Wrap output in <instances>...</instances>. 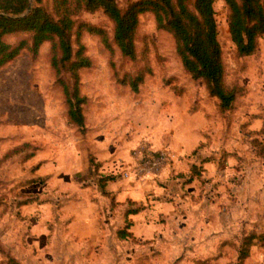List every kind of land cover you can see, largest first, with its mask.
Masks as SVG:
<instances>
[{
  "label": "rangeland",
  "instance_id": "374dc122",
  "mask_svg": "<svg viewBox=\"0 0 264 264\" xmlns=\"http://www.w3.org/2000/svg\"><path fill=\"white\" fill-rule=\"evenodd\" d=\"M41 3L56 16L53 0ZM214 10L224 82L238 90L226 112L184 71L150 12L139 16L134 60L112 43L102 11L73 16L75 26L103 28L113 48L88 32L80 38L91 61L80 71L84 133L66 121L49 42L0 67V158L28 143L0 165V264H232L244 237L264 233V160L254 148L264 143V35L253 54L238 56L224 0ZM3 39L15 45L30 34ZM142 69L150 73L137 92L120 82ZM142 143L172 160L158 176L126 178ZM126 226L133 235L121 239ZM243 264H264V246L256 242Z\"/></svg>",
  "mask_w": 264,
  "mask_h": 264
},
{
  "label": "trees",
  "instance_id": "16d2710c",
  "mask_svg": "<svg viewBox=\"0 0 264 264\" xmlns=\"http://www.w3.org/2000/svg\"><path fill=\"white\" fill-rule=\"evenodd\" d=\"M214 1L133 0L121 8L117 0H53L56 13L53 16L45 9L41 0H0V13L11 16L25 14L18 19L0 17V67L15 58L21 50L28 49L36 53L42 43L49 42V63L62 88L66 121L80 133H84L86 128L83 108L88 98L80 91V71L89 68L91 61L84 53V45L80 40L82 33L98 36L110 53L113 52V43L122 56L134 60L137 56L135 34L139 16L150 12L156 26L172 35L175 52L184 71L193 80L202 81L208 95L217 100L219 111L226 112L233 106L238 90L237 87H227L224 82V63L218 40ZM224 2L228 9V31L237 55L253 54L257 49L258 39L264 35V0ZM99 10L113 24L112 43L103 28L85 21L75 26L73 16L78 12L93 13ZM15 32L29 33L30 40L22 39L13 45L3 39L5 34ZM72 35L75 36L76 48L73 47ZM63 73L69 75V81L62 77ZM146 73H150V70L142 69L136 75H125L120 82L128 84L132 91L137 92ZM27 146L28 143H23L7 150L0 158V165ZM254 146L257 156L264 160V143L254 140ZM113 177L112 174L101 175L98 182L104 187ZM136 212L135 209L128 210V213ZM132 235L127 226L118 230V237L121 239ZM256 242L264 246V233L244 237L237 261L232 264H243ZM6 264L23 263L8 257ZM198 264L207 263L200 261Z\"/></svg>",
  "mask_w": 264,
  "mask_h": 264
},
{
  "label": "built area",
  "instance_id": "2783aa9c",
  "mask_svg": "<svg viewBox=\"0 0 264 264\" xmlns=\"http://www.w3.org/2000/svg\"><path fill=\"white\" fill-rule=\"evenodd\" d=\"M171 160L170 153L155 151L145 143L139 144L130 152V166L124 177L144 180L158 176Z\"/></svg>",
  "mask_w": 264,
  "mask_h": 264
},
{
  "label": "water",
  "instance_id": "95a60500",
  "mask_svg": "<svg viewBox=\"0 0 264 264\" xmlns=\"http://www.w3.org/2000/svg\"><path fill=\"white\" fill-rule=\"evenodd\" d=\"M23 15H25V14H22V15H16V16H11V15H4L3 13H0V17H4V16H6V17H8V18H16V19L20 18V17L23 16Z\"/></svg>",
  "mask_w": 264,
  "mask_h": 264
}]
</instances>
